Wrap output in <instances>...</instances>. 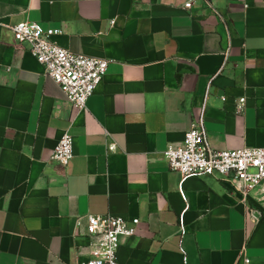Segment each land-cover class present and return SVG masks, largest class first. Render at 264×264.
Segmentation results:
<instances>
[{
  "label": "crops",
  "instance_id": "crops-1",
  "mask_svg": "<svg viewBox=\"0 0 264 264\" xmlns=\"http://www.w3.org/2000/svg\"><path fill=\"white\" fill-rule=\"evenodd\" d=\"M187 1L0 0V264H82L86 216L105 214L138 220L118 264H264V180L242 201L163 155L201 111L214 150L264 147V0ZM24 21L109 60L84 110L14 40Z\"/></svg>",
  "mask_w": 264,
  "mask_h": 264
},
{
  "label": "built area",
  "instance_id": "built-area-1",
  "mask_svg": "<svg viewBox=\"0 0 264 264\" xmlns=\"http://www.w3.org/2000/svg\"><path fill=\"white\" fill-rule=\"evenodd\" d=\"M192 2L187 1L184 8L189 9ZM10 29L14 40L29 45L31 55L43 67L44 73L59 86L72 106L78 111L84 110L87 99L101 82L109 60L77 54L58 46L51 37L59 32L44 30L36 23L24 21ZM244 104L245 98H239L237 110L241 111ZM106 147L108 151L116 150L113 143H108ZM163 155L168 169L176 172L181 180L190 176L219 175L241 195L242 201L247 199L250 190L264 180V147L214 150L206 140L203 111L192 120L183 141L179 144L169 143ZM72 157V136L64 131L51 158L66 166ZM251 212L258 213L254 209ZM131 223L133 226L128 225L122 217L111 214L87 215L85 234L89 241V257L82 264H118V238L133 234L138 220H131Z\"/></svg>",
  "mask_w": 264,
  "mask_h": 264
}]
</instances>
